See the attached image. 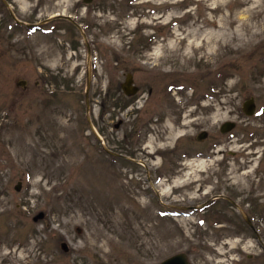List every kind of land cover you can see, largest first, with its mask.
I'll list each match as a JSON object with an SVG mask.
<instances>
[{
  "label": "rangeland",
  "instance_id": "374dc122",
  "mask_svg": "<svg viewBox=\"0 0 264 264\" xmlns=\"http://www.w3.org/2000/svg\"><path fill=\"white\" fill-rule=\"evenodd\" d=\"M178 253L264 264V0H0V264Z\"/></svg>",
  "mask_w": 264,
  "mask_h": 264
},
{
  "label": "water",
  "instance_id": "95a60500",
  "mask_svg": "<svg viewBox=\"0 0 264 264\" xmlns=\"http://www.w3.org/2000/svg\"><path fill=\"white\" fill-rule=\"evenodd\" d=\"M134 82H135L134 75L132 73H128L126 75L125 81L122 83V88L124 92L126 93V95L132 96V95H135L139 91L140 89L139 86H137ZM20 83L25 85L26 81H22ZM255 109H256V104L253 98L247 100L244 103L243 110L247 115L254 114ZM234 127H235V123L229 121L223 124L221 130L222 132H228V131H231ZM207 136H208V133L206 131H203L202 133L199 134V139H203ZM20 188L21 186L16 187L17 190H20ZM43 216H44V213L41 212L38 216L35 217V220H38L39 218ZM67 247L68 245L65 243L64 248L67 249ZM160 264H192V263L189 261L188 256L185 253H179V254H176V255H173L167 258Z\"/></svg>",
  "mask_w": 264,
  "mask_h": 264
},
{
  "label": "flooded vegetation",
  "instance_id": "af4514ba",
  "mask_svg": "<svg viewBox=\"0 0 264 264\" xmlns=\"http://www.w3.org/2000/svg\"><path fill=\"white\" fill-rule=\"evenodd\" d=\"M121 125V124H120ZM119 125V126H120ZM119 126H117V128L119 127ZM145 145H146V140H145ZM156 154H158V155H156ZM156 154H154V156H153V158H159L158 156H161V158L163 159L165 156H166V153H164V152H157ZM205 153H203V155H204ZM185 155V157L186 158H191L192 156H195L194 158H198L197 157V155H198V153H185L184 154ZM117 156H120V155H117ZM191 156V157H190ZM176 160H177V158H176ZM177 162H179V161H177ZM176 163V162H175ZM177 164V163H176ZM163 165V164H162ZM162 165H160V167L162 166ZM158 170H160V169H157L155 172H157V175H158V177L159 176H163L164 175V172L162 171V172H160V173H158ZM176 170H173L172 171V173H174ZM234 203V202H233ZM234 205H235V203H234Z\"/></svg>",
  "mask_w": 264,
  "mask_h": 264
},
{
  "label": "bare ground",
  "instance_id": "6f19581e",
  "mask_svg": "<svg viewBox=\"0 0 264 264\" xmlns=\"http://www.w3.org/2000/svg\"><path fill=\"white\" fill-rule=\"evenodd\" d=\"M191 166H193V165H195V164H193V163H189ZM193 164V165H192Z\"/></svg>",
  "mask_w": 264,
  "mask_h": 264
}]
</instances>
